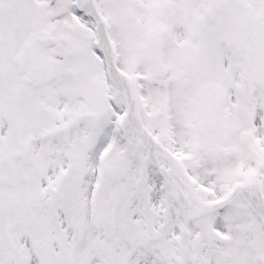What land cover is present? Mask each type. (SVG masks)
Returning a JSON list of instances; mask_svg holds the SVG:
<instances>
[{
  "label": "snow or ice",
  "instance_id": "1",
  "mask_svg": "<svg viewBox=\"0 0 264 264\" xmlns=\"http://www.w3.org/2000/svg\"><path fill=\"white\" fill-rule=\"evenodd\" d=\"M0 264H264V0H0Z\"/></svg>",
  "mask_w": 264,
  "mask_h": 264
}]
</instances>
